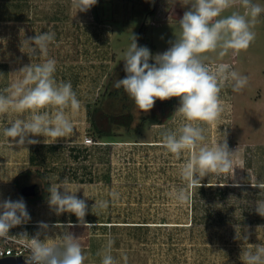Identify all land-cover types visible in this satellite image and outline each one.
Wrapping results in <instances>:
<instances>
[{"label": "rangeland", "instance_id": "374dc122", "mask_svg": "<svg viewBox=\"0 0 264 264\" xmlns=\"http://www.w3.org/2000/svg\"><path fill=\"white\" fill-rule=\"evenodd\" d=\"M252 2L264 8V0ZM189 7L185 0H97L95 7L97 18L112 25V43L117 53L106 86L118 95L114 98L116 106L108 108L115 113L126 109L134 116L130 127L113 123L117 133L107 138L112 143L102 141L103 145H97L96 150L101 156L98 161H104L98 168L115 171L116 190L124 194V197L119 194L117 200L125 216L128 213L129 220L150 223L134 226V234L129 235L133 245L128 243V247L134 264H242L240 256L242 251L248 250V245L241 240L253 227L238 223L243 210L231 198L223 200L222 187L209 185L208 181L223 179L221 175L210 173L202 179L200 187H188L181 179L180 168L190 152L185 151L178 159L162 143L165 132L174 131L185 122L176 113L180 98L173 97L174 114L165 123L158 124L151 119L142 122L150 111H140L123 88L116 90L114 86L127 75L124 56L141 25L146 23L148 27L147 48L154 57L167 51L179 37V19ZM13 9L14 0H0V93L15 81L13 49L8 48L9 38L1 28L13 26ZM233 11L243 14L245 9L237 3L224 15ZM252 30L256 36L247 50L238 53L229 50L222 57L219 49L202 54L210 69L227 63L232 70L248 78L247 86L239 92L232 90L231 83H225L220 92L223 113L216 122L201 125L205 128L204 143L212 146L226 139L229 149L237 150L233 169L251 167L234 143L253 141L256 135H264V12ZM85 67L88 75L96 73L95 65ZM56 69V72L61 69L58 62ZM92 151L83 150L86 155L80 160L74 159L75 153L71 151L65 167H69L71 173L92 168L93 161L90 162L88 156ZM180 191L188 196L184 203L177 199Z\"/></svg>", "mask_w": 264, "mask_h": 264}, {"label": "clouds", "instance_id": "9594fccd", "mask_svg": "<svg viewBox=\"0 0 264 264\" xmlns=\"http://www.w3.org/2000/svg\"><path fill=\"white\" fill-rule=\"evenodd\" d=\"M237 3L245 9L244 13L233 11L225 16L224 13ZM96 4L97 0H74L77 12H87ZM185 4L190 7L179 19L180 35L167 51L153 57L146 46L138 47L137 38L132 36L123 60L127 75L117 80L114 86L123 88L145 113L154 107L156 100L180 98L176 113L185 122L174 131L165 132L162 143L178 159L185 151L190 152V157L180 168V176L188 187H200L202 179L210 173L233 171V156L237 151L229 149L226 139L212 146L204 143L205 128L201 125L216 122L223 113L220 92L225 83H231L234 92L241 91L248 84V78L239 75L227 63L210 69L202 54L219 49L222 57L229 50L236 53L247 50L255 40L252 29L264 8L252 0H185ZM54 39V32H42L21 42L20 50L24 52L27 48L32 56L47 57L49 44ZM150 60L154 63H149ZM56 70L54 59L25 65L18 71L20 78L0 93V115L21 114L3 129V136L12 146L13 143L17 146L40 143L33 137L41 136L44 137L43 143L53 144L74 132L68 112L78 111L80 100L70 82L55 79ZM24 113L28 115L23 116ZM251 186L264 190V182ZM48 191L49 206L57 215L71 213L78 221L84 222L88 206L85 200L76 196L77 191L58 186H51ZM111 196L115 199L118 193L113 192ZM177 199L184 203L188 196L180 191ZM97 206L107 208L108 201L96 202L93 208ZM255 211L264 217V200L256 203ZM30 219L23 198L0 201V238H7L11 228ZM48 227L44 222L39 223L41 230ZM20 237L30 241L27 264H84L86 259L81 244L70 232H64L59 245L50 243L47 237L40 239V233L31 239L27 233ZM244 239L248 240V236L245 235ZM112 245L113 241L109 240L101 264H117L111 255ZM253 247L255 251L251 250ZM240 259L242 264H264V244H249Z\"/></svg>", "mask_w": 264, "mask_h": 264}, {"label": "crops", "instance_id": "0c3cea01", "mask_svg": "<svg viewBox=\"0 0 264 264\" xmlns=\"http://www.w3.org/2000/svg\"><path fill=\"white\" fill-rule=\"evenodd\" d=\"M95 7L96 5L87 12H77L74 0H14L13 26L1 27L9 38L7 47H11L14 53V80L20 78L21 74L18 71L23 66L42 63L44 59H54L61 68L55 73V79L58 82L72 84L80 100V108L75 113L68 112L74 132L53 144L43 143L44 137L41 136L33 137L40 143L24 146L13 143L12 146L8 138L3 136V129L21 114L9 112L0 115V201L5 199L16 201L21 198L16 179L22 187L37 184V194L31 197L38 196L39 201L34 203L23 199L31 219L27 223L11 228L9 231L11 234L15 230L25 229L31 235L40 233V239L47 237L50 243L59 245L62 243L61 237L64 232H70L82 246L86 257L84 264H101L104 250L111 240L113 241L111 255L117 264H134L133 258L130 257L131 248L128 247V243L133 245L130 239L134 234L133 227L150 223L129 220L128 213L125 216L118 197L114 199L111 196V193L116 192L118 196L122 194L124 197L123 192L116 190L118 187L115 185V171L98 168V165H104V161H98V158H101L100 152L96 151L99 144L92 146L84 144V138L90 135L87 130L90 128V111L95 102L103 98L102 103L108 111H112L108 107L116 106L114 99L107 98V95L103 96L105 91L110 90L106 83L116 62L117 53L112 43L113 28L111 24L101 22L97 18ZM9 16H12V13ZM3 18L6 22V17ZM42 32L55 33L54 41L49 44L47 57L32 56L28 54L27 48L21 52V42ZM88 64L95 65L94 75H88L85 67ZM27 115L28 113L23 114ZM110 143L111 140L107 138L103 141V144ZM234 145L246 156L251 167L237 168L227 174H219L223 179L208 183L218 187L224 185L223 200L231 198L238 208L243 210L239 213L238 223L253 226L246 234L248 240L243 238L241 241H246L245 245L248 246L264 244V217L255 211L256 203L264 200V190L251 186L264 182V135L263 137L256 135L253 141L246 140L242 143L237 141ZM83 150H93L88 154L90 162L93 161L92 168L88 167L72 174L65 164L69 163L71 151L75 153L72 157L80 160L86 155ZM255 161L260 162L257 164ZM20 173L23 175L19 176ZM236 184L239 186H234ZM51 186L67 187L77 191L76 196L85 200L88 206L84 222L78 221L71 213L60 215L55 213L48 203L50 195L48 189ZM60 191L63 192V188ZM46 197L45 201L41 200ZM99 201H108V207L93 208ZM40 222L48 224V229L41 230ZM252 249L255 250L254 247Z\"/></svg>", "mask_w": 264, "mask_h": 264}, {"label": "trees", "instance_id": "16d2710c", "mask_svg": "<svg viewBox=\"0 0 264 264\" xmlns=\"http://www.w3.org/2000/svg\"><path fill=\"white\" fill-rule=\"evenodd\" d=\"M147 30L148 27L146 23H143L137 34L138 47L141 46L147 47L149 45L147 40ZM149 63H154V61L150 60ZM111 75L112 73L110 72L109 77ZM104 95H107V98L113 100L114 98H117L118 92L113 90H108L103 93V96ZM102 100L104 101L103 98L98 99L97 102H95L94 107L90 111V128L88 129V134L92 135L93 138L96 140L104 141L106 140V138L111 137L117 133L112 126L113 123L119 124V126H123V127H130L131 122L134 119V116L132 112L127 111L126 109L123 111L121 109L120 112H116V113L110 112L105 108V105H103ZM174 106H175L174 98L165 101L156 100L155 105L150 110L149 114L142 118V122L145 121L146 119H151L155 123L163 124L173 116ZM21 175L23 174L20 173L19 176ZM16 186L18 189V194L24 200L34 203L39 201V199H37L38 196H34V197L24 196L20 192L22 186L17 182V179H16ZM47 197L41 200L45 201Z\"/></svg>", "mask_w": 264, "mask_h": 264}, {"label": "built area", "instance_id": "2783aa9c", "mask_svg": "<svg viewBox=\"0 0 264 264\" xmlns=\"http://www.w3.org/2000/svg\"><path fill=\"white\" fill-rule=\"evenodd\" d=\"M209 65V64H208ZM211 66V65H209ZM101 142L95 140L92 136L86 135L84 138V144L87 146H92L95 144H100ZM22 233H27L29 239L33 238L36 235H31L27 230L21 229L9 235L7 238H0V258L5 256H22L24 261L27 263V259L30 256L27 245L30 244V241L20 237Z\"/></svg>", "mask_w": 264, "mask_h": 264}, {"label": "water", "instance_id": "95a60500", "mask_svg": "<svg viewBox=\"0 0 264 264\" xmlns=\"http://www.w3.org/2000/svg\"><path fill=\"white\" fill-rule=\"evenodd\" d=\"M38 191L37 184L25 185L21 188V193L24 196L36 195ZM0 264H27L22 256H5L0 258Z\"/></svg>", "mask_w": 264, "mask_h": 264}]
</instances>
